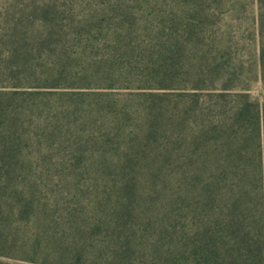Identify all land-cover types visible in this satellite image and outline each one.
Segmentation results:
<instances>
[{
  "label": "trees",
  "instance_id": "16d2710c",
  "mask_svg": "<svg viewBox=\"0 0 264 264\" xmlns=\"http://www.w3.org/2000/svg\"><path fill=\"white\" fill-rule=\"evenodd\" d=\"M217 1L0 0V264H264V0L257 96Z\"/></svg>",
  "mask_w": 264,
  "mask_h": 264
},
{
  "label": "rangeland",
  "instance_id": "374dc122",
  "mask_svg": "<svg viewBox=\"0 0 264 264\" xmlns=\"http://www.w3.org/2000/svg\"><path fill=\"white\" fill-rule=\"evenodd\" d=\"M171 1L175 2V0H170V2ZM217 2V7L221 10V19L220 23L217 25L218 31L215 34L214 41L216 45L222 47L229 46L232 41L236 44L234 48L236 61L237 63L240 61L244 62L240 84L249 87L252 94L257 96L262 86L259 82L250 80L257 73L256 60L258 58V48L256 49V44L250 34L252 29L249 30L251 28L252 16L255 11L254 5L252 4L253 1L218 0ZM234 34L236 37L233 39ZM190 57L191 62H199V60L194 61V50L190 51ZM189 72L191 75H194L196 69L191 68ZM87 183L90 184L91 182Z\"/></svg>",
  "mask_w": 264,
  "mask_h": 264
}]
</instances>
